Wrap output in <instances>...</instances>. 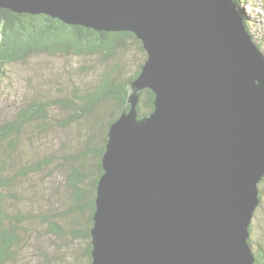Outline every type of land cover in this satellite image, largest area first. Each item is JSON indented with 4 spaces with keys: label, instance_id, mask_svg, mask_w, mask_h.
<instances>
[{
    "label": "water",
    "instance_id": "water-1",
    "mask_svg": "<svg viewBox=\"0 0 264 264\" xmlns=\"http://www.w3.org/2000/svg\"><path fill=\"white\" fill-rule=\"evenodd\" d=\"M147 54L110 126L91 264H255L264 180V52L234 0H0ZM145 90L155 109L140 118Z\"/></svg>",
    "mask_w": 264,
    "mask_h": 264
},
{
    "label": "trees",
    "instance_id": "trees-1",
    "mask_svg": "<svg viewBox=\"0 0 264 264\" xmlns=\"http://www.w3.org/2000/svg\"><path fill=\"white\" fill-rule=\"evenodd\" d=\"M234 1L251 33L250 25L255 20H250L242 10L245 0ZM260 3L264 10V0ZM257 44L264 52V43ZM43 55L88 59V63L78 66L74 71L80 77L92 74L98 65L109 67L105 71L96 72L87 89L79 90L75 87L69 92V86H61V81H55L52 87L54 85V89H58L57 86L60 85L58 92L67 94L64 98L60 94L53 95L52 90L38 92L17 109L12 119L0 120V264L17 263L21 250L31 243L30 225L36 220L45 223L47 231L58 240H63L71 249L84 243L80 261L82 264H91V229L96 211L97 187L104 173L102 157L106 150L108 132L123 111L129 110L128 87L141 74L147 54L142 43L129 32H100L68 25L43 14H18L0 9V82L10 80V66ZM141 57L144 62H139L138 58ZM133 67L135 68L132 69ZM155 99L151 90L143 92L138 106L140 118L154 111ZM64 107L71 110L69 118H53L52 113L56 108ZM84 121H90L81 134L84 148L74 147L71 153L60 151L59 154L45 156L42 160H23V166L16 168L12 176L4 175L7 172L6 166L15 167L19 141H22L28 128L32 131L31 139L35 136L43 139L52 126L68 129ZM54 122L57 123L53 125ZM62 149L64 150L63 145ZM55 165L59 169H67L65 184L71 191L72 207L67 213L54 217L46 214L36 216L31 210L25 213L23 208L28 209L31 201L26 194L12 192L13 186L18 180L42 173ZM46 186L47 184L41 192L44 197L48 193L45 191ZM262 196L263 191L260 190V201ZM68 214H78L85 219L81 229L80 218L73 219L69 229L63 226L61 220ZM252 232L251 225L250 234ZM249 242L253 246L251 238ZM254 253L255 264H264V246H260ZM43 263L50 264L46 254Z\"/></svg>",
    "mask_w": 264,
    "mask_h": 264
},
{
    "label": "rangeland",
    "instance_id": "rangeland-1",
    "mask_svg": "<svg viewBox=\"0 0 264 264\" xmlns=\"http://www.w3.org/2000/svg\"><path fill=\"white\" fill-rule=\"evenodd\" d=\"M260 2L262 0H245L242 8L250 20H255V23L250 27L256 43H264V10L261 8ZM138 60L139 62L143 61L142 57ZM88 62L89 60L84 58L73 59L43 55L33 57L25 63L10 66L8 72L10 80L0 82V120L12 119L17 109L38 92L52 90L53 95L60 94L64 98L67 94L58 92V89L63 85L69 86V92L73 91L75 87H78L79 90L81 88L87 89L89 82H93L95 73L105 71L109 67L108 65H98L95 62L94 64H97L98 67L96 66V71L92 74L83 77L75 75V69ZM55 81H61V86H57L58 89H54V85L52 87V83ZM70 114L71 110L65 107L62 109L56 108V111L52 113L53 118L57 120L69 118ZM56 123L54 122L53 125ZM89 123L90 121H84L81 124H74L68 129L52 126L43 139L37 136L31 139L32 131L31 128H28L22 141H19V152H16L15 155V167L6 166L7 172L4 175L6 177L12 176L16 168L20 169L23 166L21 162L23 160H42L45 156L59 154L60 151L71 153L74 147L84 148L85 145L81 144V134L87 129ZM91 160L90 162H92ZM66 170L59 169L55 165V167L42 173L18 180L17 184L13 186L12 192L26 194L31 201L28 209L23 208L25 213L31 210L36 216L46 214L54 217L60 213L65 214L70 210L73 205V198L70 189L65 184ZM45 184H47L45 191H48V193L44 197L41 192ZM260 190L263 191V198L261 199V206L255 212L252 222L253 232L250 234L254 252L258 251L260 246H264V180L260 184ZM75 218H80L79 228L81 229L85 219L78 214H68L61 220V223L66 229H69L73 223L72 220ZM30 229L32 234L30 236L31 243L24 250H21V255L17 258L15 264H44L45 254L48 256L50 264H82L80 259L82 258L81 252L84 249V243L76 245V249H71L63 240L53 237L47 231L45 223L39 220L32 223Z\"/></svg>",
    "mask_w": 264,
    "mask_h": 264
}]
</instances>
